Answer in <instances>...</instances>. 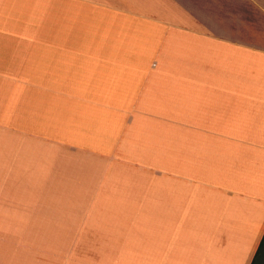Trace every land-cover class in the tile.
Wrapping results in <instances>:
<instances>
[{"label": "crops", "instance_id": "crops-1", "mask_svg": "<svg viewBox=\"0 0 264 264\" xmlns=\"http://www.w3.org/2000/svg\"><path fill=\"white\" fill-rule=\"evenodd\" d=\"M263 236L264 0H0V264H252Z\"/></svg>", "mask_w": 264, "mask_h": 264}, {"label": "trees", "instance_id": "trees-1", "mask_svg": "<svg viewBox=\"0 0 264 264\" xmlns=\"http://www.w3.org/2000/svg\"><path fill=\"white\" fill-rule=\"evenodd\" d=\"M263 263H264V236L261 240V243L255 254L252 264H263Z\"/></svg>", "mask_w": 264, "mask_h": 264}]
</instances>
